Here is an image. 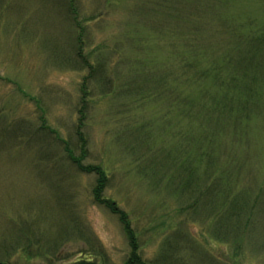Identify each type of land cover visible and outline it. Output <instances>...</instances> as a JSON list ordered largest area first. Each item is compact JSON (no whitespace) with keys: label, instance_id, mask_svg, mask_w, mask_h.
<instances>
[{"label":"rangeland","instance_id":"374dc122","mask_svg":"<svg viewBox=\"0 0 264 264\" xmlns=\"http://www.w3.org/2000/svg\"><path fill=\"white\" fill-rule=\"evenodd\" d=\"M91 170L149 264H264V0H0V255L124 264Z\"/></svg>","mask_w":264,"mask_h":264},{"label":"trees","instance_id":"16d2710c","mask_svg":"<svg viewBox=\"0 0 264 264\" xmlns=\"http://www.w3.org/2000/svg\"><path fill=\"white\" fill-rule=\"evenodd\" d=\"M91 172L96 175V182L92 190L94 202L105 207L111 213L116 214L118 215V217H120L119 220L122 223L124 231L130 240L129 245L131 247V251L128 254V258L127 260H125L124 264H149L147 261L142 259V256L137 251V246L135 245L136 240L134 238L133 231L130 229V227L127 224L128 221L125 213L121 210V208L119 207L118 203L115 200L110 199L105 194L106 191L105 178H107V176H105L104 173L102 176V171L91 170ZM30 241H34L33 242L34 244H32ZM46 242L43 243V241H41L38 238L28 239L21 232H19V237L17 238L16 243L13 245L14 248H12L11 250V248L9 247L8 249L4 248L2 250L4 253L3 255H0V264H9L8 262L10 261V259H12V257H16L14 253L15 250H21L22 254L28 255L29 258L25 259L24 262L25 264H34L32 263L31 259H37V258L46 259L47 261L46 264H101L98 261H96L95 258L92 257L93 255L91 256L86 254L79 255L73 261H64L61 259L62 257L60 255V252L57 250L59 241L55 243L48 241ZM88 242L90 243V240H88ZM35 244H37L38 248L37 246H32ZM91 248L96 249L93 247V244H91ZM173 253H174L173 251L171 252L169 249L167 250V248L164 249V251L160 255L162 256L163 259L162 260L158 259L154 264H171L170 259ZM5 260H7L8 262L6 263Z\"/></svg>","mask_w":264,"mask_h":264}]
</instances>
